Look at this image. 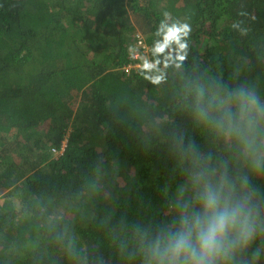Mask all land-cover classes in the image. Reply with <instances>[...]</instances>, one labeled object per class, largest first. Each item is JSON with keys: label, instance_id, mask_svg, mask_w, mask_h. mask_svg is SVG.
Returning a JSON list of instances; mask_svg holds the SVG:
<instances>
[{"label": "trees", "instance_id": "obj_1", "mask_svg": "<svg viewBox=\"0 0 264 264\" xmlns=\"http://www.w3.org/2000/svg\"><path fill=\"white\" fill-rule=\"evenodd\" d=\"M241 88L264 110V0H0V264H143L202 172L257 209L224 264H264V164L216 126Z\"/></svg>", "mask_w": 264, "mask_h": 264}, {"label": "clouds", "instance_id": "obj_2", "mask_svg": "<svg viewBox=\"0 0 264 264\" xmlns=\"http://www.w3.org/2000/svg\"><path fill=\"white\" fill-rule=\"evenodd\" d=\"M187 31V24L173 25L169 34L177 36ZM232 103L237 105L235 113L229 111ZM217 107L222 114L216 118V126L243 145L245 157L250 159L254 170H259L264 164V110L260 109L256 96L241 88L234 100L220 99ZM192 186L198 193L195 203L201 210L195 211V204L180 203L178 230L159 234L154 241H149L147 234L137 240L139 229L136 230L132 239L143 264H224L238 245L246 246L251 239L257 209L247 196L237 195L226 173L213 183L202 172ZM119 247L122 253L128 251V241L121 239ZM68 249L71 253V242Z\"/></svg>", "mask_w": 264, "mask_h": 264}, {"label": "built area", "instance_id": "obj_3", "mask_svg": "<svg viewBox=\"0 0 264 264\" xmlns=\"http://www.w3.org/2000/svg\"><path fill=\"white\" fill-rule=\"evenodd\" d=\"M137 46H142V48L143 47L147 48L146 44H144V41L141 38H139V41L137 42ZM144 61H145V59H144ZM144 61H141V62L143 63ZM147 63L148 62L146 60L144 65H146ZM139 65L141 66V64H129L128 66H125L124 69L126 72L130 73V71L134 70L135 68H138ZM63 149H64V146H63Z\"/></svg>", "mask_w": 264, "mask_h": 264}, {"label": "rangeland", "instance_id": "obj_4", "mask_svg": "<svg viewBox=\"0 0 264 264\" xmlns=\"http://www.w3.org/2000/svg\"><path fill=\"white\" fill-rule=\"evenodd\" d=\"M145 58H142L141 61H144Z\"/></svg>", "mask_w": 264, "mask_h": 264}]
</instances>
